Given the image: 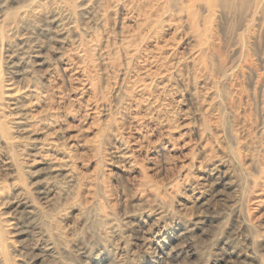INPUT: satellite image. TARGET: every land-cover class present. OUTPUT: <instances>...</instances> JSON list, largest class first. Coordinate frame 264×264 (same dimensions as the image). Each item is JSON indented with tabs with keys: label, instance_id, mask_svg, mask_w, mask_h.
<instances>
[{
	"label": "rangeland",
	"instance_id": "rangeland-1",
	"mask_svg": "<svg viewBox=\"0 0 264 264\" xmlns=\"http://www.w3.org/2000/svg\"><path fill=\"white\" fill-rule=\"evenodd\" d=\"M27 3L0 0V17ZM101 4L103 16L93 12L85 35L98 101L92 114H85L88 93L71 79L69 42L45 18L51 7L21 27L0 22L2 85L22 93L35 80L48 94L55 140L67 147L77 176L65 182L31 165L29 151L17 152L28 140L10 127L15 158L0 134L8 263L264 264V199L258 207L252 199V186L264 183V0L225 2V16L197 9V57L183 21L179 34L164 28L159 42L168 41L175 57L148 92L127 49L144 35L153 50L141 27L146 5ZM13 47L27 51L24 59L10 55ZM12 112L1 115L6 127ZM206 152L215 167L199 164ZM20 188L33 209L15 204ZM48 231L58 238L51 253Z\"/></svg>",
	"mask_w": 264,
	"mask_h": 264
},
{
	"label": "bare ground",
	"instance_id": "bare-ground-1",
	"mask_svg": "<svg viewBox=\"0 0 264 264\" xmlns=\"http://www.w3.org/2000/svg\"><path fill=\"white\" fill-rule=\"evenodd\" d=\"M4 1L7 2V0ZM142 1L146 6L143 13L141 12V27L149 29L147 34L150 36V40L154 43L153 50H147L144 35L138 36L134 40L129 39L127 41V44L129 45L127 49L130 50V59L140 62L138 66L139 69L136 70V73L141 77L140 80H142L140 90H147L148 92L151 88L158 87V84H162L160 80L165 77L164 74L167 72L165 67L170 66V62L173 60L172 58L175 57L174 49L170 46L168 41L165 40L163 44L159 42L160 37L162 38L165 31L164 28H167L168 30L171 29L174 34H179L183 21L189 31V33L185 35V44L189 47L194 45V48L197 49L194 56L197 57L202 51L199 47H202V44L196 42L197 29L195 26V19L197 18V9L204 13L212 14V12H216L219 16H225V2L231 3V1L234 0ZM101 3L102 0H28V3L18 10L20 12L16 13L17 15L11 16L7 14L4 17H0V22L13 19L10 28H16L18 26L21 27L25 22L33 21V19L39 17L44 9L47 10V6L51 7L48 10L50 13L45 18L46 20H49L48 23L50 25L54 26L58 35L63 37L61 39L69 42V53L66 55V59L70 62V69L73 71V77L71 79H73V82H76L75 84L80 87L83 94L88 93L91 100L90 104L85 106V114H92L91 112H94L98 107V101L95 100V81L92 75L93 73L88 66L92 61L89 49H87V43H91V41L90 38H88L87 42L85 35L88 36V32L90 31V26L87 22H89L88 19L90 16H93V12H95V14H97L96 16H99L100 18L103 16V6ZM75 9H77L80 14L76 15L74 11ZM94 16L93 19H96L97 17L94 18ZM15 18L16 20H14ZM96 20L95 23H97ZM163 23L166 25H163ZM23 39L25 38L23 37ZM13 49L10 52L11 56L18 55L20 58L17 59H24L27 51L21 50L17 53V49ZM22 60L16 61L20 63ZM15 65H17V63ZM69 76L71 77V75ZM33 84L34 85L31 86L27 84L22 93H19V89L12 90L11 85H2L0 80V134L2 135L4 145L9 146L13 156L16 158V152L10 145V142L16 143V141H14V138H9L7 136V131L10 127H13V129L16 130V134L18 133L15 137L19 136V140H28L24 147L17 150L19 155H22L23 153L25 154L29 151V155H26L27 158L30 159L31 165L35 163L42 164L49 169L53 178L62 176L65 179V182H73L74 180H77V176L72 165L70 153L67 151V147L60 146L54 137L56 131H54L53 126L57 123V119L52 116L53 113L52 109L49 107L48 94L43 91L40 92V87L35 80H33ZM5 110H9L10 112L12 110V115L16 116V119L10 120L9 127H6V124L1 121L6 118V114L1 117V115L5 113ZM10 114L7 115V117L10 116ZM39 136L40 138H37ZM68 148H70V146ZM122 155L124 156L125 154ZM212 159L210 153L206 152L203 154L202 162L199 164L203 165L204 168H207V166H210L211 168L215 167L212 163ZM11 189L16 192L17 185L13 184ZM252 189L254 190L253 196L257 193L255 195L256 197L252 199H254V203H256L255 205L258 207L263 203L264 183H261V185L258 186L253 185ZM20 190L21 191L16 194L13 192L14 199H18V201L16 200L15 202V204L18 202L17 207H21L20 205H27L28 207L30 206V209H33L28 202V192L23 188H20ZM0 191L2 190L0 189ZM114 229L116 230L115 226ZM50 234L49 231L46 234L47 240L49 241L46 251L48 250L51 253L52 249L54 250L53 247H55L54 242H56L58 238L54 237L53 234ZM9 245L8 235L0 223V264H9L6 251L10 248Z\"/></svg>",
	"mask_w": 264,
	"mask_h": 264
}]
</instances>
